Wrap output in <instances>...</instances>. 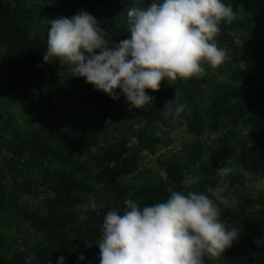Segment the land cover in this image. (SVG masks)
Masks as SVG:
<instances>
[{
    "label": "trees",
    "instance_id": "obj_1",
    "mask_svg": "<svg viewBox=\"0 0 264 264\" xmlns=\"http://www.w3.org/2000/svg\"><path fill=\"white\" fill-rule=\"evenodd\" d=\"M224 2L235 11L215 38L224 63L162 82L130 112L122 94L114 101L43 55L51 19L80 10L110 42L130 39L125 10L143 0H0V264L32 252L39 264H100L103 220L126 199L155 204L189 175L203 191L226 163L264 174V0ZM170 102L184 105L179 123L164 115ZM224 195L221 219L239 240L205 264H264V191L236 174Z\"/></svg>",
    "mask_w": 264,
    "mask_h": 264
},
{
    "label": "clouds",
    "instance_id": "obj_2",
    "mask_svg": "<svg viewBox=\"0 0 264 264\" xmlns=\"http://www.w3.org/2000/svg\"><path fill=\"white\" fill-rule=\"evenodd\" d=\"M125 12L130 39L119 43L110 42L87 11L51 19L43 61L58 62L114 101L122 94L131 112L150 106L148 90L158 92L162 82L201 78L205 64L214 70L226 60L215 38L222 22L234 21L235 11L224 0H152L150 6L143 0ZM172 104L165 105L164 115L179 123L184 105ZM216 172L215 186L203 191L193 187L199 177L189 175L182 190L171 191L165 200L141 207L129 198L122 214L108 211L98 242L100 264H205V257L224 255L239 240L238 230L228 229L221 219V207H231L224 195L230 178L242 174L255 190L264 191V174L227 163ZM24 264H39L36 254L29 253ZM56 264H66L65 258L58 257Z\"/></svg>",
    "mask_w": 264,
    "mask_h": 264
}]
</instances>
